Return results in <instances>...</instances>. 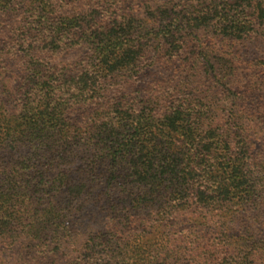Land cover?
Listing matches in <instances>:
<instances>
[{"label": "trees", "instance_id": "16d2710c", "mask_svg": "<svg viewBox=\"0 0 264 264\" xmlns=\"http://www.w3.org/2000/svg\"><path fill=\"white\" fill-rule=\"evenodd\" d=\"M214 1L222 13L153 2L138 18L123 0H0V246L26 245L0 247V264H198L193 246H237L204 262L242 264L263 251L259 234L228 232L264 208V59L234 70L245 42H264V0ZM68 51L82 58L65 63ZM154 59L200 78H156ZM198 226L209 240L179 237Z\"/></svg>", "mask_w": 264, "mask_h": 264}, {"label": "rangeland", "instance_id": "374dc122", "mask_svg": "<svg viewBox=\"0 0 264 264\" xmlns=\"http://www.w3.org/2000/svg\"><path fill=\"white\" fill-rule=\"evenodd\" d=\"M214 0H123V9L127 12V11H131L133 12L134 15H136V17L138 18H144L145 17V12H146V6H150L151 4H153V2H155L156 4H163L165 2H170V4L172 6L175 7L176 10H185L184 8L186 7L187 9H189L190 11H193V9L195 10H200V9H204V10H210V8L212 6H217L218 7V12L222 13L223 11L221 10V8L223 7L222 5L224 3H220L219 1H214ZM228 4V2H227ZM228 9V7H227ZM226 9V11H227ZM224 11V12H226ZM214 16V14L212 15ZM211 16L208 17L207 23L210 24L211 26H215V22L213 21L210 22ZM193 25L192 26H198L200 27L201 23L197 20L192 21L191 22ZM211 26H207L205 28H201V31L197 32V33H193V35L191 36L192 39L197 40V39H201V36H206L205 38L208 40V38L213 34V28H211ZM192 30H194V28H192ZM203 30H205L204 32H202ZM206 33V34H204ZM203 41V39H201ZM2 42H0V48H1ZM241 52H239L238 57L236 58V65L234 66V70L237 71L239 74H247L246 72H248V74H250V69L249 66L251 67V61H260L261 59H264V42L261 40H254V41H250V42H245L244 45L240 48ZM192 51V49L190 47H187L184 51H183V55H182V59H188L189 57L185 58L186 56H188L190 54V52ZM62 60L66 63V62H75L78 61L82 58V56L80 55V52H75V51H68L65 52L62 55ZM10 58H6L4 63L6 64L7 68L9 69L11 67V63L9 62ZM155 62V66H152V68H157L156 72H161L163 71L166 75H156V78H160L166 82L170 81L171 79L174 81V83H179L180 79L183 78V83L185 86V82H187V87L190 89L192 88L195 83L199 80L200 76L198 74H190L191 72H188L187 70H184V67H180L181 65V61H176L174 63V66H162L159 68V60L158 59H154ZM165 68L167 70H165ZM13 70V69H12ZM165 70V71H164ZM177 70V71H176ZM178 73H180L181 75H179ZM247 74V75H248ZM179 75L181 78L177 79L175 76ZM191 76L190 78H188V76ZM151 74L145 76L141 78V80L139 81V86H137V89L140 90V95H144L145 93L143 92L145 89H150L151 87ZM164 76V77H163ZM174 76V77H173ZM162 77V78H161ZM149 78V80L147 79ZM6 82V83H5ZM8 84V85H7ZM6 85V86H4ZM162 85L163 82H162ZM0 86H4L6 88L10 87V83L9 81H7V79H5L4 73L0 70ZM156 87L154 86L151 89V92L154 91ZM203 89H197L194 93H193V98L194 95L200 97V95L198 94L199 91H201ZM133 94H136V92H134ZM192 96V94H190ZM262 99L264 100V94H262ZM264 194V193H263ZM262 194V195H263ZM238 214H233L232 216H236ZM238 220L239 222H237V224H234L232 226H230L231 229H233V231H229L228 235L229 236H241V238H247L249 236V232H254V234H259L257 237L258 239H263L264 240V208L261 209V211L258 212H253L251 210L248 211H244L242 212V215L238 216ZM107 221V220H106ZM198 221H202L205 222L204 220L200 219ZM103 222L105 223V220H103ZM104 223H100L95 221V224L97 225H101ZM211 225V224H210ZM243 231L244 233H239L238 231ZM241 231V232H242ZM200 232L197 235H205L206 239L209 240L211 237H209L208 235H206V233L208 232L206 229V226H198L197 228L192 229L190 232L187 230H183V231H179L178 235L179 237H183V238H187L188 240H194V238L190 235V233H197ZM196 235V236H197ZM214 238L216 240H222L223 237L220 236H214ZM3 245L0 246L1 248H4L5 250H13L15 248H17V246H26L24 244V236H22V238L20 239V241L15 242V243H11V242H7L6 244L2 243ZM261 246H257L259 248H263V251L257 256V257H248L247 259H245L243 261L242 264H264V241L260 243ZM11 246V247H10ZM199 248L200 249V254L203 257L200 258H196L199 262H197L198 264H205V259L207 258V255L209 254H217V252H221L220 257L224 258L225 252L227 250L228 254H230L232 252L233 248H236L237 246H193V248ZM193 253L189 252L187 253L186 257H182L185 261L190 262L191 261V256ZM217 256V255H216ZM243 256V254L241 255ZM213 260H220L217 257L214 258Z\"/></svg>", "mask_w": 264, "mask_h": 264}]
</instances>
